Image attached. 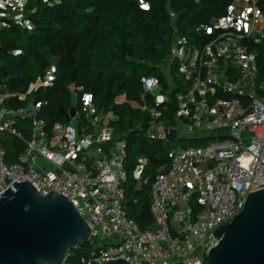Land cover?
Masks as SVG:
<instances>
[{"label":"built area","instance_id":"obj_1","mask_svg":"<svg viewBox=\"0 0 264 264\" xmlns=\"http://www.w3.org/2000/svg\"><path fill=\"white\" fill-rule=\"evenodd\" d=\"M139 2L149 9L147 1ZM1 7L0 27L6 19ZM200 30L212 37L202 46L175 36L162 65L169 87L163 90L156 76H144L142 101L131 103L150 114L147 138L171 145L168 167L158 170L151 183L154 224L148 230L125 207L127 140L117 135L112 113L97 108L92 92L70 84L79 104L76 115L49 127L38 116L44 101L36 92L53 85L55 61L25 94L0 85V134L26 143L12 163L0 144V181L10 186L14 180H27L43 195L67 197L91 229L95 248L83 258L86 264L118 258L130 264H208L209 251L218 243L215 230L244 209L249 193L264 189L263 84L251 47L264 41V12L258 0H233L222 17ZM29 94L35 98L25 107L9 104ZM126 101L125 95L117 98L118 103ZM24 120L31 121L29 139L17 127ZM174 137L208 142L182 146ZM148 165V157L139 158L138 187L150 181ZM4 192L0 182V195Z\"/></svg>","mask_w":264,"mask_h":264},{"label":"trees","instance_id":"obj_2","mask_svg":"<svg viewBox=\"0 0 264 264\" xmlns=\"http://www.w3.org/2000/svg\"><path fill=\"white\" fill-rule=\"evenodd\" d=\"M145 1L149 9L142 8L139 0H25L28 16L22 21L6 18L0 27V85L6 91L25 94L30 84L56 62L53 85L36 92L37 99L44 101L38 116L49 127L68 122L66 114L74 106L79 108L70 84L92 92L97 108L112 113L117 135L127 140L125 207L142 230L153 227L151 183L158 170L168 167L171 145L147 138L150 114L131 102L142 101L144 76H156L166 90L169 76L162 65L175 36L180 35L192 46L204 45L212 37L204 30L197 32V28L222 17L233 0ZM258 5L264 12V0H258ZM251 47L264 96V41ZM121 95L127 97L126 102H117ZM32 96H17L9 104L25 107ZM147 101L152 105L150 96ZM170 107L173 119L175 100ZM17 127L25 139L30 138V120L20 121ZM207 142L174 137V143L182 146ZM0 144L6 149L8 163L16 161L26 146L23 139L8 133L0 134ZM142 156L149 159L146 175L150 181L138 187L136 170ZM94 248L89 241L71 249L66 264H86L83 258H89Z\"/></svg>","mask_w":264,"mask_h":264},{"label":"water","instance_id":"obj_3","mask_svg":"<svg viewBox=\"0 0 264 264\" xmlns=\"http://www.w3.org/2000/svg\"><path fill=\"white\" fill-rule=\"evenodd\" d=\"M76 112L74 106L68 121ZM0 182V264H61L71 249L90 241V227L67 197L43 195L27 180ZM214 238L208 264H264V189L249 193L244 209ZM104 264L130 263L118 258Z\"/></svg>","mask_w":264,"mask_h":264},{"label":"crops","instance_id":"obj_4","mask_svg":"<svg viewBox=\"0 0 264 264\" xmlns=\"http://www.w3.org/2000/svg\"><path fill=\"white\" fill-rule=\"evenodd\" d=\"M24 3L25 0H0L1 10L6 18L23 19L28 16V11L23 7Z\"/></svg>","mask_w":264,"mask_h":264},{"label":"rangeland","instance_id":"obj_5","mask_svg":"<svg viewBox=\"0 0 264 264\" xmlns=\"http://www.w3.org/2000/svg\"><path fill=\"white\" fill-rule=\"evenodd\" d=\"M18 9H19V7H18ZM166 66H165V69H168V63L166 62V64H165ZM212 140V139H211Z\"/></svg>","mask_w":264,"mask_h":264}]
</instances>
